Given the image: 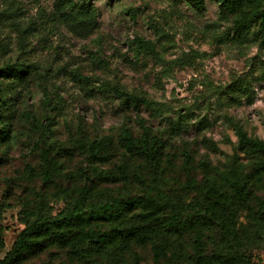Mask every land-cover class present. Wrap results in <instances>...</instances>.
Here are the masks:
<instances>
[{
  "label": "rangeland",
  "instance_id": "obj_1",
  "mask_svg": "<svg viewBox=\"0 0 264 264\" xmlns=\"http://www.w3.org/2000/svg\"><path fill=\"white\" fill-rule=\"evenodd\" d=\"M64 1L0 0V68L22 71L14 83L0 77V130L9 134L0 143V260L28 224L77 204L150 198L159 223L133 221L150 232L141 243L94 257L93 243L75 253L53 242L18 264H195L235 252L241 264H264V159L238 153L235 132L264 142V38L254 22L235 31L242 13L215 0L202 11L189 0H71L91 7V24L64 16ZM231 169L249 194L226 232ZM153 245L163 247L158 259Z\"/></svg>",
  "mask_w": 264,
  "mask_h": 264
},
{
  "label": "trees",
  "instance_id": "obj_2",
  "mask_svg": "<svg viewBox=\"0 0 264 264\" xmlns=\"http://www.w3.org/2000/svg\"><path fill=\"white\" fill-rule=\"evenodd\" d=\"M223 12L230 14H237L238 11L242 13L236 17L234 21L235 31H240L244 25L250 24L249 21L254 22L257 27L258 34L264 38V0H215ZM189 2L198 10H203V0H189ZM251 11L247 14L246 9ZM62 10H68V13H62L66 17L73 20H79L84 23H95V15L90 6L81 7L72 3L71 0H65L62 5ZM138 46L143 48H150L149 44L143 39L138 40ZM22 71L18 66L6 65L0 68V77L10 80L14 83L19 79V74ZM235 92L244 90V82L236 81L233 85ZM115 92L121 97H128L129 95L115 89ZM240 94V93H237ZM232 100V98H230ZM248 104L251 100H246ZM225 106H229L228 101H223ZM1 121V114H0ZM237 147L238 153L254 158L256 161L264 159V142L258 139L250 138L243 131L242 127L236 125ZM8 132L5 129L0 130V143L6 142L8 139ZM143 146L149 147L147 142H143ZM132 143L127 141V147L130 150ZM143 155L151 160L154 152L149 148L143 150ZM233 179L225 177L228 188L232 191L234 197H228V193L223 191V203H226L225 218L219 220L221 230L226 232L236 231V212L240 209V204L245 203L249 192L245 189V181L237 175L238 171L230 170ZM43 178L48 179L49 175L46 171L43 173ZM231 201V204H229ZM159 208L154 204L150 198H135L114 200L105 206H99L89 209L77 206L68 211L64 216L57 217L51 220L36 221L28 224L16 237L10 250L0 260V264H18L23 261L28 254L38 252L45 246L53 242L67 243L70 245L75 253L81 252L84 244L93 243L94 253L90 256L96 257L99 254L110 250L116 252H123L127 250L132 242L141 243L145 240L146 234L150 232L140 226H132L133 221L139 223H150L151 226L155 224L158 226L157 212ZM209 210L212 207L209 206ZM214 211L209 212V219H213ZM260 219L264 223V202L261 203ZM127 221L130 226L125 228H111L108 232L98 233L91 230L92 227L99 225H120ZM214 223V221H213ZM66 238H63V236ZM232 241L236 240V234H229ZM4 248V242L0 237V250ZM153 254L155 258L163 255L164 250L162 246L153 245ZM195 264H241L242 259L238 253L233 254H215V255H199L195 260ZM94 264H97L94 262Z\"/></svg>",
  "mask_w": 264,
  "mask_h": 264
}]
</instances>
